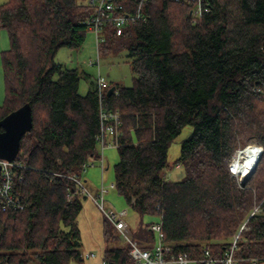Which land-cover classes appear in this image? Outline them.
I'll list each match as a JSON object with an SVG mask.
<instances>
[{"label":"trees","instance_id":"trees-1","mask_svg":"<svg viewBox=\"0 0 264 264\" xmlns=\"http://www.w3.org/2000/svg\"><path fill=\"white\" fill-rule=\"evenodd\" d=\"M208 1L210 10L195 20L187 2L146 0V18L127 20L121 34L108 22L96 62L100 52L124 48L133 78L130 86L108 82L100 99L96 80L81 95V73L54 61L60 47L84 42L85 0L0 4L9 41L0 53V118L25 103L32 115L14 158L23 206L0 211V264H82L76 217L86 195L70 176L99 156L100 107L121 112L114 186L139 216L130 235L141 248L154 240L142 218L158 216L164 241L188 264H203L205 250L223 264L235 235L237 264H264V0ZM138 2L124 1L123 11ZM187 124L174 162L183 176L168 179V148ZM248 142L262 151L240 186L228 160ZM102 232V260H129L127 242L105 215Z\"/></svg>","mask_w":264,"mask_h":264},{"label":"rangeland","instance_id":"rangeland-1","mask_svg":"<svg viewBox=\"0 0 264 264\" xmlns=\"http://www.w3.org/2000/svg\"><path fill=\"white\" fill-rule=\"evenodd\" d=\"M6 0H0V4ZM8 36L5 29H0V53L8 47ZM95 35L93 31L86 30L84 42L81 47L77 49H70L67 47H60L55 56L54 61L60 63L67 68H76L80 73L78 83V93L84 95L90 85V81H95L97 74L104 76L108 82L118 83L122 86L132 85L133 73L129 67V57L124 48L118 50H110L107 53L100 52L98 64L96 63V48H95ZM92 61V63L90 62ZM99 65V68H98ZM4 101V85L2 67L0 64V105ZM192 126L185 125L179 135L171 142L168 152L167 161L168 166L164 168L166 178L177 180L183 176V169L179 166L176 167L175 160L179 155V148L181 140L188 137L191 133ZM251 143V142H250ZM248 142V144H250ZM256 145L255 143H251ZM245 145H240L235 149L233 154ZM261 148L262 146L256 145ZM98 155L101 154V144L97 142ZM232 154V155H233ZM228 160V168L235 178L238 177L233 173L230 160ZM90 157L86 160V166L80 171L79 177L84 185L87 187L91 195L98 192L101 185V178L104 185L108 186L110 183L113 185L108 186L104 192V208L119 212L126 209L127 214L124 220L131 232L137 226L139 221L138 214L126 203L124 197L120 195L114 186V171L113 165L118 160L117 147L114 145H107L102 149V156L104 160V169H101V158ZM246 162H244V165ZM99 200V199H97ZM104 214L99 208L97 202L90 195L82 198V206L77 214L76 222L80 232V246L79 250L83 257L82 264H100L104 251V238L102 232V220ZM159 217L144 216L142 223L157 222ZM246 229V228H245ZM120 240L125 243L122 237ZM88 254H94V257H87Z\"/></svg>","mask_w":264,"mask_h":264},{"label":"built area","instance_id":"built-area-1","mask_svg":"<svg viewBox=\"0 0 264 264\" xmlns=\"http://www.w3.org/2000/svg\"><path fill=\"white\" fill-rule=\"evenodd\" d=\"M124 1L126 0H85V4L89 6L90 11L86 15L83 23L88 30L93 31L95 35L96 46L99 42L104 41V27L108 22L114 29L116 34H121L125 22L127 20H144L146 16L141 12L143 2L146 0H139L137 8L134 11L125 13ZM187 2L191 5L190 15L193 19L201 17L205 12L210 10V2L208 0H177ZM99 57L97 56V64ZM92 63V61H90ZM97 90L99 93V99L105 88L108 86L107 79L101 74H97L96 78ZM100 128L98 134L95 136L96 141L101 144V169H104V160L102 156V149L107 145L119 146V124L121 120V112L118 110H106L102 107L99 108ZM86 162L83 164V168L86 166ZM21 163L15 159L9 161L0 159V211L7 209L22 208L20 198L14 192V180L20 179L21 175L17 173ZM176 167L180 164L176 163ZM113 183H110L111 186ZM103 184L101 178V185L98 192L95 195H91L87 187L81 181L80 177H77V190L84 195H90L97 202L99 208L103 211V214L108 221L119 231L121 236L127 242L129 250V260L125 262H117L115 264H188V260L182 255H175L169 246L164 241V234L161 229V223L151 222L148 226L149 230L154 234L153 244L150 248H141L137 240L133 239L130 235L128 226L124 220L127 214L126 209L119 212L112 210H106L104 208V192L107 187ZM99 199V200H97ZM261 209L255 207L252 212H259ZM245 229V224H241L239 230ZM237 235L233 237L230 249L221 258L223 264H237L236 259L233 256V249L236 245ZM204 257L202 258L203 264H214L216 258L212 257L208 250L204 251ZM87 257H94V254H88ZM100 264H112L108 261L102 260Z\"/></svg>","mask_w":264,"mask_h":264},{"label":"water","instance_id":"water-1","mask_svg":"<svg viewBox=\"0 0 264 264\" xmlns=\"http://www.w3.org/2000/svg\"><path fill=\"white\" fill-rule=\"evenodd\" d=\"M190 13V11H189ZM114 87L110 86L107 94L113 92ZM32 127V115L29 103H25L17 109L9 112L0 118V159L13 160L19 151L21 136L30 131ZM258 148V155L255 161L245 171H242L238 177L240 186H244L251 177L258 163L261 148Z\"/></svg>","mask_w":264,"mask_h":264},{"label":"bare ground","instance_id":"bare-ground-1","mask_svg":"<svg viewBox=\"0 0 264 264\" xmlns=\"http://www.w3.org/2000/svg\"><path fill=\"white\" fill-rule=\"evenodd\" d=\"M98 54H99V52H98ZM98 68H99V65H98ZM258 151L259 150H258V148L255 147V145L249 144L243 148L238 149L233 154L232 160H230V165H231L233 173L237 177H239V175L242 171H245L249 166L252 165V163L255 161V159L258 155ZM244 162H246L245 165H244ZM70 177L77 183V176L71 175Z\"/></svg>","mask_w":264,"mask_h":264}]
</instances>
